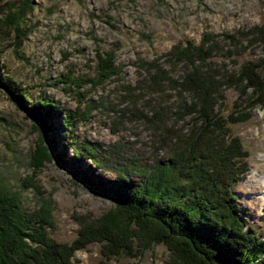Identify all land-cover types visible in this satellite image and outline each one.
<instances>
[{
    "label": "trees",
    "instance_id": "obj_1",
    "mask_svg": "<svg viewBox=\"0 0 264 264\" xmlns=\"http://www.w3.org/2000/svg\"><path fill=\"white\" fill-rule=\"evenodd\" d=\"M28 4L24 0L2 20L18 25ZM255 47L261 52L258 60L247 59L234 69L213 58ZM96 56L93 85L112 75L122 79L113 48L97 50ZM141 66L144 75L134 84L120 85V97L106 113L115 132L126 126V119L149 125V151L123 145L119 138L72 147L76 173L94 192L110 196L113 207L79 219L76 236L61 242L49 234L53 221L47 212L26 209L0 180V264H69L75 250L93 242L101 244L107 258L120 253L133 257L163 243L167 264H264V236L244 216L233 189L246 174L248 154L230 129V123L246 121L255 107H264V25L204 31L198 43L172 45ZM0 85L17 101L28 99L5 74ZM229 87L237 97L224 114ZM98 105L87 103L82 113L77 108L68 117L88 115ZM59 111L45 99L30 107L42 131V145L33 157L36 166L59 156L45 139V118ZM81 158L90 164L82 166Z\"/></svg>",
    "mask_w": 264,
    "mask_h": 264
},
{
    "label": "rangeland",
    "instance_id": "obj_2",
    "mask_svg": "<svg viewBox=\"0 0 264 264\" xmlns=\"http://www.w3.org/2000/svg\"><path fill=\"white\" fill-rule=\"evenodd\" d=\"M11 1L12 6L0 0V75L5 74L28 99L22 96L19 102L0 85V180L26 209L47 212L53 221L49 234L61 242L76 236L79 219L100 216L113 207L110 196L94 192L76 173L75 143H109L119 138L123 145L149 151V125L126 119V126L117 132L112 129L106 112L108 104L120 97V85L134 84L144 75L143 62L172 45L187 40L198 43L204 31L264 25V0H26L29 4L19 24L8 26L3 17L24 0ZM111 48L116 64H121L122 79L112 75L93 85L96 51ZM260 56L255 47L216 53L213 58L234 69ZM236 97L235 88L224 90V114ZM40 99L60 110L45 118L46 144L59 156L36 166L33 157L42 145V131L30 107ZM87 103L99 105L88 115L68 117L77 108L82 113ZM230 129L248 154L246 174L233 189L244 216L264 236V107H255L246 121L230 123ZM79 160L84 167L90 164L88 158ZM168 260L163 243H154L133 257L120 253L107 258L101 244L93 242L75 250L69 264H167Z\"/></svg>",
    "mask_w": 264,
    "mask_h": 264
}]
</instances>
